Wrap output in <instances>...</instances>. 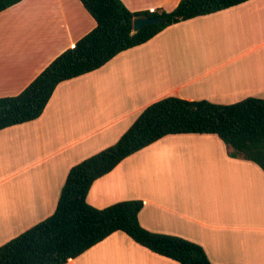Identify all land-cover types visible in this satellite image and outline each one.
<instances>
[{"label":"crops","instance_id":"obj_1","mask_svg":"<svg viewBox=\"0 0 264 264\" xmlns=\"http://www.w3.org/2000/svg\"><path fill=\"white\" fill-rule=\"evenodd\" d=\"M131 11L180 0H121ZM96 26L80 0L0 12V97L19 94ZM167 96L264 98V0L172 24L100 68L59 83L35 120L0 130V246L52 215L70 168L114 144ZM141 199L146 229L202 245L214 264H264V171L215 134H169L96 179L87 201ZM65 264H180L116 231Z\"/></svg>","mask_w":264,"mask_h":264},{"label":"trees","instance_id":"obj_2","mask_svg":"<svg viewBox=\"0 0 264 264\" xmlns=\"http://www.w3.org/2000/svg\"><path fill=\"white\" fill-rule=\"evenodd\" d=\"M21 0H0V12ZM96 26L54 58L19 94L0 97V130L37 119L57 85L94 71L121 51L141 45L166 27L248 0H180L172 10L131 11L121 0H80ZM136 17L159 22L134 31ZM215 134L232 157L264 171V98L250 96L222 104L167 96L149 104L112 145L74 164L55 212L0 246V264H65L112 233L180 264H214L204 247L187 238L143 227L141 199L97 208L87 201L93 182L123 159L169 134Z\"/></svg>","mask_w":264,"mask_h":264},{"label":"water","instance_id":"obj_3","mask_svg":"<svg viewBox=\"0 0 264 264\" xmlns=\"http://www.w3.org/2000/svg\"><path fill=\"white\" fill-rule=\"evenodd\" d=\"M157 22H159V19L153 18V17H151V18L136 17L133 20V28H134V31H137V30L143 28L146 25H149V24H152V23H157Z\"/></svg>","mask_w":264,"mask_h":264},{"label":"built area","instance_id":"obj_4","mask_svg":"<svg viewBox=\"0 0 264 264\" xmlns=\"http://www.w3.org/2000/svg\"><path fill=\"white\" fill-rule=\"evenodd\" d=\"M155 9H153V10H150V11H154ZM73 47V46H72Z\"/></svg>","mask_w":264,"mask_h":264}]
</instances>
